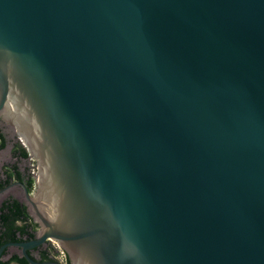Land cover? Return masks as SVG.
Returning a JSON list of instances; mask_svg holds the SVG:
<instances>
[{
    "label": "water",
    "instance_id": "water-1",
    "mask_svg": "<svg viewBox=\"0 0 264 264\" xmlns=\"http://www.w3.org/2000/svg\"><path fill=\"white\" fill-rule=\"evenodd\" d=\"M0 131L38 226L0 259L264 264V0H0Z\"/></svg>",
    "mask_w": 264,
    "mask_h": 264
},
{
    "label": "trees",
    "instance_id": "trees-1",
    "mask_svg": "<svg viewBox=\"0 0 264 264\" xmlns=\"http://www.w3.org/2000/svg\"><path fill=\"white\" fill-rule=\"evenodd\" d=\"M6 145V136L0 132V149H4ZM12 157L17 158V160H29L30 158L29 152L20 143L13 149ZM14 180L23 182L30 192L33 191L34 179L33 175H31V168H25L22 171L16 164L4 166L3 172L0 173V190L7 187ZM37 230L38 226L28 214L25 204L9 198L0 205V247L6 243L31 241L35 238ZM7 254L8 251H5L2 259H0V264H30L18 254L5 259ZM29 254L40 263L44 262V259L48 257L47 250L40 251L38 259L32 251Z\"/></svg>",
    "mask_w": 264,
    "mask_h": 264
},
{
    "label": "rangeland",
    "instance_id": "rangeland-1",
    "mask_svg": "<svg viewBox=\"0 0 264 264\" xmlns=\"http://www.w3.org/2000/svg\"><path fill=\"white\" fill-rule=\"evenodd\" d=\"M2 132V131H0ZM5 136H6V139H7V146L5 149H0V173L3 172V168L4 166H10V165H13V164H16L22 171L25 170V168H31L32 167V162H30V160H17V158H14L12 157V154H11V151L13 149V140L10 138L9 135H7L6 133H3ZM19 196V193H14L12 195H10V197H8L7 199L9 198H12V197H17ZM6 199V200H7ZM1 202V200H0ZM11 253V252H9ZM13 253H16V251H14ZM8 257H6L5 259H7ZM13 264H16V263H13Z\"/></svg>",
    "mask_w": 264,
    "mask_h": 264
},
{
    "label": "flooded vegetation",
    "instance_id": "flooded-vegetation-1",
    "mask_svg": "<svg viewBox=\"0 0 264 264\" xmlns=\"http://www.w3.org/2000/svg\"><path fill=\"white\" fill-rule=\"evenodd\" d=\"M2 133V132H1ZM18 143H20L22 146H24L21 142H17V143H15L14 145H13V149H15V147L17 146V144ZM7 146V145H6ZM6 148V147H5ZM4 148V149H5ZM13 149H12V151H11V154L13 153ZM29 160H30V158H29ZM30 162H32L31 160H30ZM33 164H34V168H35V162L34 163H32V167H31V175H32V169H33ZM14 182H20V181H16V180H14L12 183H14ZM12 183H10V184H12ZM23 183V182H22ZM9 184V185H10ZM13 199H14V197H12ZM23 242H25V241H23ZM7 244V243H6ZM12 250H14V249H10V250H8V254H7V256L6 257H10V256H12V255H14V254H16V253H13V251ZM36 250V251H35ZM35 250H32V252H33V254H34V256L38 259V253L40 252V251H44V250H47L48 251V257L46 258V259H44V262H41V263H46V262H53V261H56L53 257H52V254H51V251H50V244H49V246L48 247H40V248H37V249H35ZM11 251V253H9ZM5 257V258H6ZM7 258V259H8ZM57 262V261H56Z\"/></svg>",
    "mask_w": 264,
    "mask_h": 264
},
{
    "label": "built area",
    "instance_id": "built-area-1",
    "mask_svg": "<svg viewBox=\"0 0 264 264\" xmlns=\"http://www.w3.org/2000/svg\"><path fill=\"white\" fill-rule=\"evenodd\" d=\"M30 160L32 161V163H34V161L31 158ZM34 174H35V168L33 164L32 175ZM50 251H51L52 257L59 264H69V260H68L66 253L56 243L50 242Z\"/></svg>",
    "mask_w": 264,
    "mask_h": 264
}]
</instances>
